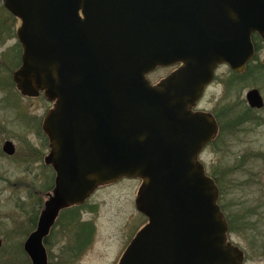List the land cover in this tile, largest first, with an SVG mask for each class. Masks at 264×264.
Masks as SVG:
<instances>
[{
  "label": "water",
  "instance_id": "water-1",
  "mask_svg": "<svg viewBox=\"0 0 264 264\" xmlns=\"http://www.w3.org/2000/svg\"><path fill=\"white\" fill-rule=\"evenodd\" d=\"M20 18L25 96L53 103L43 129L53 194L24 244L48 264L43 240L59 214L105 185L141 181L148 222L118 264H244L228 239L220 190L200 155L218 134L193 111L218 66L242 71L264 37V0H4ZM178 66L157 84L147 76Z\"/></svg>",
  "mask_w": 264,
  "mask_h": 264
},
{
  "label": "flooded vegetation",
  "instance_id": "flooded-vegetation-1",
  "mask_svg": "<svg viewBox=\"0 0 264 264\" xmlns=\"http://www.w3.org/2000/svg\"><path fill=\"white\" fill-rule=\"evenodd\" d=\"M20 27V18L5 7L4 0H0V47H3V53L8 52L7 56H10L12 64L15 61L14 66L19 62L13 71L12 82L8 81V85H12L16 93L9 91L1 96L0 182L3 181L7 185L5 190L8 187L26 189L28 186L25 181H31L33 186L37 182L42 183L44 176L49 177L51 178L49 187L38 192L48 199L55 187L56 173L53 167L46 163L51 152V144L43 125L54 104L46 99L44 93H40L37 97L23 95L14 82V73L22 64V52L20 57L18 55L20 49L22 50L17 35ZM12 40L15 42L13 48L9 50L12 47L9 45ZM252 43L254 56L247 62L245 68L242 71H236L227 63L218 66L213 81L205 90L206 92L208 88L216 84L221 85L219 108L216 107L217 109L215 108L212 112H207L215 118L218 134L206 148L216 145L219 137L221 138L223 156L232 162L231 165L226 164L222 168L226 178L239 173L249 172L250 174L249 169L254 168L253 163L264 162V144L260 142V137L264 136V37L254 33ZM5 55L3 54L4 57ZM8 64L9 60L0 61L2 66ZM12 93H15L21 106L22 100H45L46 113L43 116H32L25 113L23 107L21 109L10 107L9 100ZM194 111H202L199 104ZM254 176L263 179L264 184L263 172H257ZM242 184L244 185V181ZM225 189L227 190V187ZM44 205L40 206L39 216ZM61 213L43 240L48 255V264H72L81 244L85 243L87 237L90 236V228L86 226L88 222L60 219ZM8 218V216L0 217V222ZM26 225L28 226H25L26 228L19 226L16 229L0 232V264H32L24 250V244L37 229L38 220L35 221L32 217ZM69 228L74 234V237L70 236L71 247L62 244V241L70 240V237L68 238L71 232ZM91 229L94 233V226ZM21 238L24 240L23 243L20 241ZM57 247H60V251L55 254L53 248ZM13 252L16 253L15 256Z\"/></svg>",
  "mask_w": 264,
  "mask_h": 264
},
{
  "label": "rangeland",
  "instance_id": "rangeland-1",
  "mask_svg": "<svg viewBox=\"0 0 264 264\" xmlns=\"http://www.w3.org/2000/svg\"><path fill=\"white\" fill-rule=\"evenodd\" d=\"M14 42L15 40L10 42L9 45H12V47L9 50L13 48ZM2 49L1 46L0 61L9 60V64L0 65V108L2 107V94L9 91L16 93V89L12 88V85H8L9 80L12 82L15 61L12 64L10 56H7L8 52L3 53ZM3 54H6L5 57ZM18 55L21 56V49ZM174 69V67L157 68L148 76V79L152 84H155L167 77ZM15 93L10 96V107L20 109L23 107L25 113L32 116H43L46 113L47 104L45 100H22L21 106ZM220 98L221 85H213L208 88L199 101V108L202 111L212 112L216 107L219 108ZM260 142L264 144V136L260 137ZM240 148L242 149V147ZM200 160L208 174H217L220 177L224 175L223 166L232 164L230 159L226 160L223 156L220 137L216 145L208 147L202 152ZM252 166L254 168L249 169L250 174H248L249 172L239 173L228 178L224 175L221 180L229 192L226 197V204L230 205V214L231 212L234 214L236 211L242 214L245 212L258 213L254 218V222L260 220L259 224L262 231L264 229V184L263 179H259L260 177L254 176V174L257 172H263L264 174V162L257 161ZM50 180L51 178H45L44 176L42 183L37 182L32 186L31 181H25L28 186L26 189L23 187H19V189L8 187L7 190H5L7 185L3 181L0 182V217H9L0 222V232L16 229L19 226L26 228L28 220L36 215L35 213L38 211L40 213V208L49 199L45 195L38 194V192L43 191V188H48ZM243 181L244 185L242 184ZM140 186L141 181L139 180L122 179L97 189L86 202L85 209L81 211V220L93 224L95 228L93 238L83 250V253L74 259L72 264H117L119 262L131 240L147 223L146 217L138 212L135 204ZM69 229L71 231V228ZM254 234L256 233L240 232L228 235V239L245 253L244 264H264V258L259 254L261 252L259 251L260 248L258 251L253 248V246H260V243L264 244V241L260 242L258 240V244L255 243L253 241ZM72 235L74 237L73 230L68 234V238ZM71 237L70 240L62 241V244L71 247ZM20 241L23 243L24 240L21 238ZM59 251L60 247L53 248L55 254ZM13 255L15 256L16 253L13 252ZM21 256L24 257L22 253ZM246 256L251 259L247 260Z\"/></svg>",
  "mask_w": 264,
  "mask_h": 264
},
{
  "label": "trees",
  "instance_id": "trees-1",
  "mask_svg": "<svg viewBox=\"0 0 264 264\" xmlns=\"http://www.w3.org/2000/svg\"><path fill=\"white\" fill-rule=\"evenodd\" d=\"M22 52V50H21ZM19 64V62H18ZM16 64L15 67L18 65ZM216 182V184L219 187L220 190V201L219 205L222 210V212L225 215V218L228 222L229 226V234H235L240 232H254V242L258 244V240L260 242L264 241V229L261 231L260 226V220L257 222H254V218L258 215L256 212H245V213H239V211H236V213L230 214V205L226 204V197L229 195V192L225 189L223 181L221 180L223 176H219L217 174H209ZM234 206V205H233ZM85 209V205L83 206H74L71 207L61 213L60 219H67L68 221H80L81 220V211ZM95 210V209H94ZM34 220H38L39 211L35 213ZM86 226L90 228V236L87 237L86 242L81 244V247L79 248L78 252H76V255L74 259H76L78 256H80L83 253V250L89 245V243L92 241L93 238V231L91 227H93V224L87 223ZM259 238V239H258ZM78 245V244H77ZM254 250L260 248L259 251H261L259 254L261 257L264 258V244L260 243V246H253ZM256 248V249H255ZM73 259V261H74ZM247 260H250L249 256H246Z\"/></svg>",
  "mask_w": 264,
  "mask_h": 264
}]
</instances>
